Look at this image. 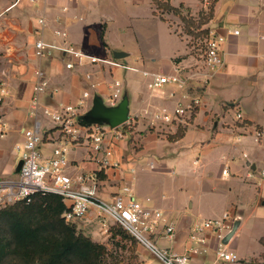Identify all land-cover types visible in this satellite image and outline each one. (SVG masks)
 <instances>
[{
    "label": "crops",
    "instance_id": "obj_1",
    "mask_svg": "<svg viewBox=\"0 0 264 264\" xmlns=\"http://www.w3.org/2000/svg\"><path fill=\"white\" fill-rule=\"evenodd\" d=\"M110 1L23 0L0 17V88L5 86L8 92L0 111L9 123L8 133L0 138V178L16 177L15 146L23 141L25 129L37 125L42 134L39 148L43 161L62 146L72 163L68 168L72 176L100 169L99 158L84 143V130L80 142L73 141L44 113V108L76 105L84 90L89 89L90 97L76 115L78 126H88L82 117L91 109L95 97L107 106H115L126 98L134 123L126 130L125 138L117 140L111 133L105 138L119 166L105 168L101 173L99 196L112 201L123 185H129L139 201L163 214L152 234L153 240L179 254L190 245L189 230L195 222L229 212L238 217L233 221V227L235 224L238 227L223 242L240 260L224 264H261L264 262V245L260 242L264 235V0H212L213 14L205 27L226 36V40L223 65L205 86L202 80L207 70L203 61L191 52L182 32L167 20L173 12L161 13L153 0L129 2L135 10L146 1L152 18L166 27L168 42L162 48V57L157 59L153 48L139 46L143 33L139 24L130 35L119 27L112 28L109 23L112 11L119 16V5L124 0H117L116 5ZM12 2L0 0V13ZM169 2L195 19L211 9L206 0ZM41 17L46 20L44 26L38 22ZM57 29L67 31L70 41L99 58H115L116 51L125 52L126 58L119 60L137 69L104 62H79L59 51L37 57L35 40L43 36L48 41L61 42L62 38L55 35ZM231 29H238L239 33L234 34ZM174 37L179 40L173 42ZM68 61L74 63L73 68L66 67ZM38 65L46 71L50 84L34 114L30 100L34 68ZM144 71L170 76L177 73L188 79V87L179 89L170 82L152 90ZM86 73H92V80L86 79ZM117 88L118 101L112 103L111 95ZM196 96L201 103L191 118L153 126L144 115L148 104L173 109L179 102L188 104ZM238 112L242 114L240 119ZM106 125V129L110 127ZM180 125L185 129L178 132ZM254 215L251 237L261 245L258 251L245 249L249 246L241 242ZM168 223L175 225L173 238L167 235ZM206 237L205 251L191 256L193 264L211 262L216 257L219 239L212 231ZM143 264L154 262L147 260Z\"/></svg>",
    "mask_w": 264,
    "mask_h": 264
},
{
    "label": "built area",
    "instance_id": "obj_2",
    "mask_svg": "<svg viewBox=\"0 0 264 264\" xmlns=\"http://www.w3.org/2000/svg\"><path fill=\"white\" fill-rule=\"evenodd\" d=\"M23 0H13L11 5L3 12L0 17L11 6L20 3ZM35 1V0H31ZM211 0H206V5L210 6ZM38 22L44 26L46 20L44 17L38 19ZM234 34H238V29L230 30ZM55 35L62 38L61 42H51L43 36L35 40V55L39 58L48 57L55 51L61 52L65 56L76 58L79 62L98 63L104 62L113 66H122L127 69H137L128 64L122 63L116 58H99L83 48L77 46L70 41L67 31L55 30ZM204 40V54L201 57L205 68V78L202 85H207L210 77L223 65L222 49L226 40V36L209 30ZM67 68H73L74 63L68 61ZM144 76L149 78L148 87L152 90H159L167 83H174L179 89L188 87V79L181 77L179 74L166 75L158 72L144 71ZM35 81L33 84V95L30 100L32 112L35 114L41 107V95L45 93L49 87V79L46 71L40 65L34 68ZM86 79L92 80V73H86ZM119 85V82L116 83ZM95 84H92L94 87ZM5 86L0 88V106L7 94ZM120 89L117 88L111 95L112 103L118 101ZM186 96V95H185ZM90 97V90L83 92V97L76 105H61L59 108H44V113L51 117L57 123L62 131L68 135L73 141L80 142L85 132L84 138L89 142L90 152L100 160V169L84 172L78 176H72L68 168L72 166L67 156L65 147H56L52 155L42 160V154L39 148L42 142L40 126L25 129L23 132V141L16 144L15 149L21 152V160L23 161L21 170L14 178H0V209L17 201H31L32 197L38 193L57 194L62 197L67 210L63 213V217L67 222L75 223L84 218L90 210L96 209L100 215L108 217L115 224L122 227L127 233L135 238L140 244L147 248L161 264H193L191 256L201 254L205 251L208 231L216 234L219 242L216 247V257L211 262H203L201 264H224V262H236L240 260L239 255L228 249L223 242L233 229V221L238 217L232 216L229 212H225L220 217L203 219L195 222L189 230V242L186 252L179 254L170 251L167 248L160 247L153 239L152 234L155 232L160 221L163 218L162 212L147 207L139 201L129 185H123L121 192L115 195L112 201H107L99 196L101 178L100 174L105 168L119 166V161L113 160L114 150L110 145L105 144V138L108 133L112 134L117 140L126 136V130L122 126H132L134 119L129 117L127 121L116 128L103 127L101 124H92L88 126H78L76 115L79 109L86 102V98ZM201 103V98L191 97L188 104L179 102L173 109L168 107L148 104L144 109L150 121V124L157 126L159 124H171L183 117L191 118ZM237 117L242 118L240 112ZM9 131V123L6 117L0 111V138L4 137ZM260 135V132H258ZM150 167L154 165L150 163ZM167 235L171 238L174 236L175 225L173 223L166 224Z\"/></svg>",
    "mask_w": 264,
    "mask_h": 264
},
{
    "label": "trees",
    "instance_id": "obj_3",
    "mask_svg": "<svg viewBox=\"0 0 264 264\" xmlns=\"http://www.w3.org/2000/svg\"><path fill=\"white\" fill-rule=\"evenodd\" d=\"M153 3L161 13L180 16L187 34L196 38L208 35L209 28L205 25L212 17L213 1L210 11L197 19L183 14L169 0H153ZM184 129L180 125L178 132ZM66 210L62 197L51 193H38L29 202L17 201L1 208L0 264H102L103 245L78 233L62 216ZM260 242L264 245V235Z\"/></svg>",
    "mask_w": 264,
    "mask_h": 264
},
{
    "label": "rangeland",
    "instance_id": "obj_4",
    "mask_svg": "<svg viewBox=\"0 0 264 264\" xmlns=\"http://www.w3.org/2000/svg\"><path fill=\"white\" fill-rule=\"evenodd\" d=\"M110 2L114 3V5L118 4L117 0H111ZM129 2L130 0H124V3L119 5L121 9V14L119 16H116L114 10L112 11L113 18L109 23H111L112 28L119 27L126 34H129L134 27L137 28V25L139 24L141 27L140 30H143V33L142 36H140L141 43L138 45L143 48L145 46L148 49L153 48V55L157 57V59L161 58L164 52L162 48H164L166 45L165 43L168 42V37L165 35L166 27L159 20L152 18L146 1L139 9L135 10H132L131 7L133 5L129 4ZM135 13L139 14L136 15ZM168 17L169 18H167V20L170 22L172 27L177 31L180 30L183 37L188 41L191 52L201 59L204 54L203 37L200 36L199 38H196L187 34L185 32V24L181 20L180 16L174 14L173 16ZM175 40H179V37H174L173 42H175ZM104 124L105 126L103 125V127H106V123ZM122 129L128 131L131 128L129 126H122ZM84 143L86 145L89 144L86 138L84 139ZM20 158L21 152H17V161L20 160ZM253 190L258 192L257 188H253ZM142 204L150 207L143 202ZM262 207L264 208V205ZM255 218L256 215L252 217V221L249 220L250 222L247 223V229H245L244 232L246 234L242 235L241 240L243 244H247L249 246L245 249H249L251 251H258L260 249L259 246H261L253 237H251V234L254 232L253 220ZM251 222L252 224H250ZM69 223L75 226L78 233L84 234L85 236L90 237L93 241L103 245L104 255L102 257V264H143L147 260L153 261L154 264H161L147 248L140 244L130 234L125 232L123 228L115 224L112 219L100 215L96 209L90 210L89 213L78 222Z\"/></svg>",
    "mask_w": 264,
    "mask_h": 264
},
{
    "label": "water",
    "instance_id": "obj_5",
    "mask_svg": "<svg viewBox=\"0 0 264 264\" xmlns=\"http://www.w3.org/2000/svg\"><path fill=\"white\" fill-rule=\"evenodd\" d=\"M125 52L116 51L114 57L116 59L124 58ZM83 123L87 125L92 124H109L111 128H116L123 125L129 118L128 100L122 99L115 106H107L99 97L93 99V105L91 109L83 115ZM23 161L20 159L16 164V172L21 170ZM238 224H235L232 231L227 234L226 239H229L235 232Z\"/></svg>",
    "mask_w": 264,
    "mask_h": 264
}]
</instances>
